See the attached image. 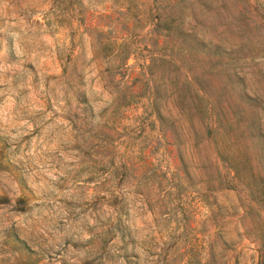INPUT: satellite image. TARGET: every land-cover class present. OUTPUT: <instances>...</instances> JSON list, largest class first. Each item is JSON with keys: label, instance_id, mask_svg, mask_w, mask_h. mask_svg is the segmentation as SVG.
Wrapping results in <instances>:
<instances>
[{"label": "rangeland", "instance_id": "1", "mask_svg": "<svg viewBox=\"0 0 264 264\" xmlns=\"http://www.w3.org/2000/svg\"><path fill=\"white\" fill-rule=\"evenodd\" d=\"M0 264H264V0H0Z\"/></svg>", "mask_w": 264, "mask_h": 264}]
</instances>
